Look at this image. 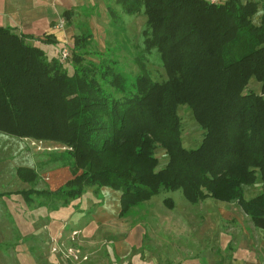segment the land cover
Wrapping results in <instances>:
<instances>
[{
	"label": "trees",
	"instance_id": "obj_1",
	"mask_svg": "<svg viewBox=\"0 0 264 264\" xmlns=\"http://www.w3.org/2000/svg\"><path fill=\"white\" fill-rule=\"evenodd\" d=\"M108 11L112 18L143 11V44L159 53L163 79L142 68L128 82L116 60L86 59L87 23L65 60L0 26V133L70 147L53 157L69 159L72 174L54 190L38 189L39 173L20 165L16 175L29 187L0 196L19 195L30 207L65 206L88 187L109 188L120 193L124 217L161 189H178L191 203L235 199L264 229V0H113ZM72 15L61 13L66 23ZM41 37L58 43L52 34ZM180 104L202 132L194 148L182 144ZM257 172L262 190L245 200L243 186Z\"/></svg>",
	"mask_w": 264,
	"mask_h": 264
},
{
	"label": "rangeland",
	"instance_id": "obj_2",
	"mask_svg": "<svg viewBox=\"0 0 264 264\" xmlns=\"http://www.w3.org/2000/svg\"><path fill=\"white\" fill-rule=\"evenodd\" d=\"M108 12L103 18H99L98 22H84L92 32V43L86 59L95 62L102 58L116 60L128 82H131L142 68H145L154 79H163L164 71L159 53L154 48L145 49L143 44L142 31L145 29L146 19L143 11L133 15L120 12L119 18H112ZM68 37L67 41L71 46L73 36ZM42 47L51 58L58 56L61 45ZM66 66L70 69L69 64ZM249 83L254 90L259 91V82L251 78ZM177 112L181 118L183 146L196 147L201 141L202 132L190 107L187 104H180ZM52 144L50 140L19 139L0 133V193L29 187L28 183L19 180L16 175V168L20 165L34 167L39 173L40 179L36 188L52 190L43 175L49 173L53 175L51 178H56V174L60 173L56 167L70 166L69 159L59 160L53 157L56 155L53 152L59 154L65 150H48ZM156 155L159 166H163L166 163V155L161 147H157ZM63 161L65 164H62ZM69 172L70 174L68 171L61 174L51 185L57 186L64 180L72 178L70 167ZM261 190V177L257 172L254 183L243 186V198L248 200ZM98 191L95 192V187H88L80 198L72 199L65 205L70 211H66L65 208L59 209L58 203L48 202L38 206H51L50 218L43 221H51L57 213L65 214L63 221L54 219L52 225L56 232L60 230L62 234H70V229L79 222L75 214H83V223L104 216L105 210L102 209L106 206L105 189ZM112 194L115 196L114 192ZM96 195L99 196V202L104 205L98 208L97 203L96 207L92 208L91 202L98 201ZM167 199L172 201V207L166 204ZM9 201L15 202V205H12L14 214L20 213L24 207L30 208L19 195L0 196V264H21V257L16 251L18 245L25 247L26 256L31 262L34 259L36 264H47L51 261H54V264H177L182 259L189 258L198 259L202 264H226L231 260L232 249L237 250L245 236L249 238L247 239L249 244L253 245L255 263L264 264V229L254 225L235 199L224 201L206 197L197 203H191L184 199L181 190L161 189L155 197L134 207L126 216L119 217L111 213L113 215L111 217H114L109 218L111 223L102 225L103 227L98 226L97 231L92 232L94 234L91 232L84 234L83 252L78 248L81 252L78 259L67 255V248H77L76 243L69 242L74 246L59 245L60 241L58 243L55 240L50 241L45 235L46 229L53 227L51 224L41 226V222L34 224L27 220V229L32 230L36 226L35 230L31 233L22 228V220L13 217L8 211L6 202ZM118 202L114 205L115 210ZM78 205L83 209V213L75 211ZM119 209L120 205L117 214ZM53 247L56 251L52 250ZM251 258L253 259L252 254Z\"/></svg>",
	"mask_w": 264,
	"mask_h": 264
},
{
	"label": "crops",
	"instance_id": "obj_3",
	"mask_svg": "<svg viewBox=\"0 0 264 264\" xmlns=\"http://www.w3.org/2000/svg\"><path fill=\"white\" fill-rule=\"evenodd\" d=\"M91 1L92 2L94 1L93 4L92 3L90 4ZM110 5H113V0H0V26L10 27L14 29L16 32L22 33L27 37L31 36V38L28 39V42L32 45L41 46V47L42 45L44 46L51 45L43 42L41 36L52 34L57 40L58 42L57 44H60L62 48L65 45V43H69L67 41L69 39L68 36L70 35L73 36L74 34H76L78 32V28L81 27V25H83L84 22L87 23L95 22V21L98 22L99 18H103V15H107L108 6ZM261 8L262 7L259 6V14H261ZM64 10H73V15L70 18V22L66 23L65 21L62 27H58L59 21L63 19L61 13ZM56 168H57L56 170H59L58 172H60L56 174V178L54 177L51 178V176L53 175L49 173L43 175L44 180L46 181V183H48L49 187L52 190L60 187L68 180V179L64 180L62 183L58 184L57 186L54 185L52 186L51 183H54L55 180H57L61 174H64L66 171H68V173L70 174L68 166L60 165L59 167ZM104 189H105L104 196L106 200V206L102 210H105L104 211L105 215L100 216L102 218L98 217L96 218V220L89 219L84 221L83 223V214L82 215L75 214L74 216L78 218L77 220H79V222L75 224V226L72 229H70V234L67 233L62 234L60 230H57L56 232L54 225H52V223L55 220H59V222L63 221L65 219V214L58 215L59 213H57L56 215H54L55 220L51 218V221L49 222L43 221L44 219L50 218L49 210L52 211L51 206L49 207L32 206L30 208L24 207L20 211V213L17 212L15 213L16 214L15 215L13 212L14 207L12 206L15 205V202L9 201L6 202V205L9 208L8 211L10 212V214L11 213L13 214V217L22 220L21 222L22 228L27 229L26 226L28 224L27 220L32 221V223L34 224L41 222V226L47 224L49 226V224H51L53 227H48L49 230L46 229V234H45L46 236L49 237L50 241L55 240V242L57 243L58 241H60L59 245L66 244V246L67 245L74 246L73 244L76 243L75 244L77 245L76 247L82 250L83 252V235L87 234L88 232L92 233L93 231H97L96 228H98V226H102V225L104 226L111 223V220H109V218L113 216L111 213H113L114 215H118L117 211L119 207L118 201H119L120 193L111 190L109 188H104ZM108 190L111 193L108 192ZM112 192H114L115 196H113ZM95 198L98 201L91 202L90 207L95 208L97 203H98L97 206L98 208L104 205L103 203L99 202L98 195H96ZM116 202H118V207L115 210L114 205ZM64 208L66 209V211L68 210L70 211V208L68 206H63V207L59 206V209H64ZM75 211L83 213V209H80L79 205L75 207ZM71 215L72 213L70 214V216ZM18 226L20 227V224H18ZM35 227L36 226H34L32 230L27 229V231L33 233ZM72 231H78V232L76 233V235L73 236ZM22 234L24 235V232H22ZM247 239L249 238H246L245 236L244 240L238 246L239 248L237 250L232 249L231 260L229 261V263L226 264H256L254 261V254H253L254 249H252L253 245L249 244ZM69 242L73 244H69ZM25 250L26 249L24 246H19V245L16 250L19 252V255L21 257V264H25L24 262H29L30 264H36L33 258L31 262L28 256H26ZM251 254L253 256V259L251 258ZM249 255H250V259H248ZM243 256H246L247 258L245 259ZM183 260L191 264H202L198 259H190V258L189 260L182 259L178 263L185 262ZM47 264H54V261L47 262Z\"/></svg>",
	"mask_w": 264,
	"mask_h": 264
},
{
	"label": "built area",
	"instance_id": "obj_4",
	"mask_svg": "<svg viewBox=\"0 0 264 264\" xmlns=\"http://www.w3.org/2000/svg\"><path fill=\"white\" fill-rule=\"evenodd\" d=\"M210 3H221L224 2L225 0H208ZM64 25V20L61 19L59 21L58 27H62ZM70 53V44L69 43H65V45L60 49V55L59 58L61 60H65L66 57L69 56ZM41 142V141H36V143ZM48 150H65V149H70V147L64 146V145H57V144H52L51 148L48 147ZM78 231H72V235H75ZM53 251H56V248L53 247L52 249ZM67 255H71L74 259H78L79 256L81 255V252L78 248H67ZM83 258V256H82ZM179 264H191V263H187V262H182Z\"/></svg>",
	"mask_w": 264,
	"mask_h": 264
}]
</instances>
